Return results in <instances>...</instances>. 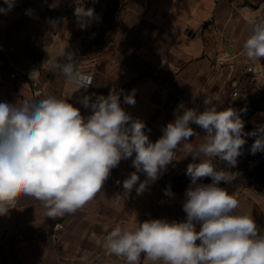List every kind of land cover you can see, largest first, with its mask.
Wrapping results in <instances>:
<instances>
[{
  "label": "crops",
  "instance_id": "crops-1",
  "mask_svg": "<svg viewBox=\"0 0 264 264\" xmlns=\"http://www.w3.org/2000/svg\"><path fill=\"white\" fill-rule=\"evenodd\" d=\"M262 1L57 0L58 6L51 8L54 0H16L11 11L0 14V102L20 106L26 99L48 95L70 97L68 102L87 118L90 109L79 103L84 95L94 100L96 95L107 96L111 88L126 94L135 90L136 104H124L121 96V106L145 123L152 142L174 121L181 102L203 111L205 98L218 94L222 97L218 110L232 108L241 118L243 111L236 106L241 99L264 95V79L255 75L262 60H248L242 50ZM81 5L95 14L85 29L74 15ZM53 30L58 31V38ZM65 50L79 58V71L93 77L87 89L50 70L47 60L61 59ZM25 70H38L37 79L30 80L29 74L21 78ZM12 74L17 78L12 79ZM235 84L242 91L237 99L230 93ZM247 122L250 132L264 125V111L254 113ZM190 127L196 135L189 142L198 145L205 133L195 124ZM132 159L121 160L97 195L75 213L47 217L41 201L22 195L16 208L0 216V264H105L106 260L125 264L106 255L102 241L108 231L117 225L132 228L149 219L184 221L182 204L190 184L187 166L200 159L177 152L143 194L137 195L134 187L127 197L117 200L123 180L136 171ZM213 163L217 170L235 173L234 180L221 186L239 200L237 211L251 215L264 233V187L260 180H238L256 161H247L242 153L234 167L218 158ZM138 175L140 181L146 179L144 173ZM204 179L211 182L210 177ZM169 187L173 197L164 195ZM58 223L64 226L62 231H55ZM196 227L198 231L200 225ZM139 264L152 262L142 254Z\"/></svg>",
  "mask_w": 264,
  "mask_h": 264
},
{
  "label": "clouds",
  "instance_id": "clouds-1",
  "mask_svg": "<svg viewBox=\"0 0 264 264\" xmlns=\"http://www.w3.org/2000/svg\"><path fill=\"white\" fill-rule=\"evenodd\" d=\"M3 3L6 7L0 8V14L6 15L16 0ZM57 6V0L49 5ZM74 15L81 29L95 18L94 9L82 5L75 8ZM242 50L248 60L264 59V21L251 25ZM59 58L47 60L54 74L80 89L92 84L91 77L78 70L79 58L74 52L65 50ZM38 72L30 71L29 79H37ZM121 96L124 104H136L135 90L126 94L111 88L107 96L79 98L90 109L87 118L68 102L70 97L48 95L26 99L20 106L0 102V216L16 208L22 195L41 201L47 217L75 213L97 195L121 160L133 156L136 171L123 180V192L116 199L127 197L134 187L141 195L159 179L174 155L183 151L201 161L187 166L190 184L182 204L186 219H149L132 228L117 225L103 238L106 255L125 264H139L142 254L152 264H264V233L251 215L237 211L239 200L221 186L234 180L235 173L217 170L213 163L218 158L234 167L242 154L247 141L237 112L218 110L217 104L222 103L218 94L205 98L203 111L186 108L181 102L174 121L152 142L145 123L133 119L121 106ZM190 124L205 133L198 145L189 142L196 135ZM246 135L256 137L251 154L264 153V125ZM138 173H144L146 179L140 181ZM205 177L211 183L201 182ZM164 195L173 197L174 193L169 187Z\"/></svg>",
  "mask_w": 264,
  "mask_h": 264
},
{
  "label": "rangeland",
  "instance_id": "rangeland-1",
  "mask_svg": "<svg viewBox=\"0 0 264 264\" xmlns=\"http://www.w3.org/2000/svg\"><path fill=\"white\" fill-rule=\"evenodd\" d=\"M264 98V95L261 96ZM242 101L240 103H238L236 106L238 107L239 110H242L243 112H248L249 107H252V105L250 104V99H241ZM260 108L264 109V99L261 101V103L259 104ZM244 122V121H243ZM248 122H244V129H243V133L244 135V139H246V144L243 146L242 149V153L244 155V158L247 161L253 160L256 161V166L253 167H248L245 168V170H243L241 172V174H239L238 176V180L240 181H246V180H264V153L262 152H257L256 154H251V145L254 142V138L251 136L246 135L247 133H249V129L247 127ZM203 183H211L210 181H207L206 179H202ZM246 184V183H245Z\"/></svg>",
  "mask_w": 264,
  "mask_h": 264
},
{
  "label": "built area",
  "instance_id": "built-area-1",
  "mask_svg": "<svg viewBox=\"0 0 264 264\" xmlns=\"http://www.w3.org/2000/svg\"><path fill=\"white\" fill-rule=\"evenodd\" d=\"M261 21H264V0L261 3L259 15L251 23V25L253 23H257V22H261ZM52 34L54 35L55 38L59 37V33L57 30H53ZM251 72H254L253 68L251 69ZM28 74H29V70H25L19 76L23 79H26L28 77ZM255 75H259L264 79V59H262V67L259 70L258 69L256 70ZM17 76H18L17 74H12L11 78L16 79ZM90 77H91V81L93 82V77L92 76H90ZM40 93H41V91L36 92V94H40ZM230 93H231L232 98H234V99L240 98L242 96V91H241L240 85L235 84V85L231 86ZM54 229H55V231H62L64 229V226L62 224L58 223L54 226Z\"/></svg>",
  "mask_w": 264,
  "mask_h": 264
},
{
  "label": "trees",
  "instance_id": "trees-1",
  "mask_svg": "<svg viewBox=\"0 0 264 264\" xmlns=\"http://www.w3.org/2000/svg\"><path fill=\"white\" fill-rule=\"evenodd\" d=\"M263 99V97L259 96H253L250 98V104L252 105V107H249L248 112H243V116L241 117L242 121L247 122L248 118L251 117L254 113L264 111V109L260 108L259 106ZM260 184L264 187V180L260 181Z\"/></svg>",
  "mask_w": 264,
  "mask_h": 264
}]
</instances>
